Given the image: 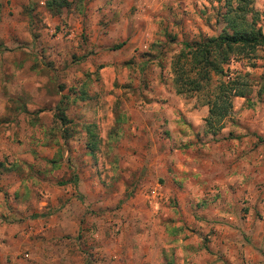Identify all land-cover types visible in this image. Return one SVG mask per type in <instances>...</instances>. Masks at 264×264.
Here are the masks:
<instances>
[{
	"label": "rangeland",
	"instance_id": "1",
	"mask_svg": "<svg viewBox=\"0 0 264 264\" xmlns=\"http://www.w3.org/2000/svg\"><path fill=\"white\" fill-rule=\"evenodd\" d=\"M70 1L52 12L45 0H0V264H173L161 256L174 254L171 245L192 231L194 254L218 251L212 242L221 220L187 224L195 216L187 211L224 202L244 216V193L264 186L226 182V173L249 166L221 153L226 144L235 152L244 144L264 146V45L224 65L222 79L240 71L250 89L233 98L221 129L211 134L206 116L168 118L167 109L179 114L194 106L207 115L206 94L175 92L171 61L184 42L190 53L204 39L230 32L233 20L224 16L235 0ZM253 7L264 33V0H253ZM219 81L212 74L206 87ZM157 101L165 108L156 129L155 119L140 114ZM174 119L171 133L164 127ZM177 126L192 133L180 134ZM191 142L194 172L207 178L195 183L203 193L198 200L174 192L187 186L177 178L183 158L193 154ZM207 143L215 145L209 152ZM212 151L219 156L207 163Z\"/></svg>",
	"mask_w": 264,
	"mask_h": 264
},
{
	"label": "crops",
	"instance_id": "2",
	"mask_svg": "<svg viewBox=\"0 0 264 264\" xmlns=\"http://www.w3.org/2000/svg\"><path fill=\"white\" fill-rule=\"evenodd\" d=\"M151 107L150 111H145L144 115L140 114L141 116L146 118H152L155 119L156 122L153 123V120L151 121L153 124L150 126L160 127V119L159 117H162V113H164L165 104L164 101L160 102ZM154 104V102H153ZM182 106V104L180 105ZM176 109L174 111L167 109L168 118H185L188 120H191L194 118V120H197L198 118H201L202 116L205 117L206 110L204 106H194L192 109H185L183 111L180 110L181 113H176ZM139 113V112H138ZM201 116V117H200ZM174 119L173 121L169 122L164 128L168 129L169 132L172 133L171 128L175 126ZM193 120V119H192ZM150 122V120L148 121ZM195 122V121H194ZM139 123V121L137 122ZM144 123V122H142ZM156 123H158L156 125ZM180 124V123H179ZM140 127V125H138ZM146 128H150L149 125H145ZM142 127V126H141ZM177 132L180 134L188 133L190 130L185 129L184 126H177ZM154 130V129H152ZM168 131L164 130V133H167ZM174 133V132H173ZM176 133V132H175ZM192 133L191 131L189 132ZM191 136V135H190ZM191 146H189V149L192 150L193 154L190 158H183L189 164V162L192 163L191 167L186 166L185 162L182 163L183 170L179 174L180 178H177L182 184H186V187H179L176 188L174 192H176L177 196H184L189 195L191 199L198 200L200 195L203 194L200 189H197L196 182H203L207 178L203 174H198L197 172H194V142H191ZM214 144H212V147H209L207 143L206 152H209L213 149ZM234 144H226L225 148L221 149V153L223 154V157H226L227 161L232 160H239L240 164L249 166V168L246 170V172H232V173H226L224 175V180L227 182L231 181H239V182H264V146L261 143H255L251 145H240L237 148V151L235 152ZM216 152H220L217 151ZM218 153H215L212 151V153H209L206 155L207 163H211V161H215L216 159L214 157H218ZM208 165V164H204ZM186 166V167H185ZM190 169H188V168ZM214 170V168H212ZM168 174V173H167ZM198 174V175H196ZM211 178H215L216 175L214 172L210 173ZM176 180V179H174ZM245 184L243 185L244 188ZM260 190L255 191V189H250L249 192L244 193L245 199H247L249 202V208L243 213L244 216H242V213L239 210H236L232 212L233 210L228 211V209L223 205V203L219 204L218 208H215L214 205L212 206H202L196 208L191 206L188 208V213H194L195 216L188 217L185 222L187 224L189 221H193L196 226H199L203 224V219H209V218H217L221 220L220 223L217 224V230L219 233L218 239L213 241L212 244H217V249H209L207 251V248L203 251L201 250V253L194 254V233L192 232H183L178 237V241L173 243L171 246H175L176 252L174 254L168 253L163 254L161 256L163 259L161 261H168L173 262V264H261L262 258L264 255L261 253V249L264 246V222L260 220V215H263L264 217V186L260 187ZM200 190V191H199ZM262 190V191H261ZM226 192H236L235 190L231 189L230 187H227ZM224 193V192H223ZM209 195V193H206V197ZM228 195L225 193L223 195V199H225ZM209 197V196H208ZM181 211V210H180ZM179 211V212H180ZM183 212V211H181ZM234 216L232 217L231 214ZM180 214V213H179ZM180 216H178L179 218ZM177 219V218H176ZM181 220V219H180ZM180 220H176V223L174 225L176 226H182L184 222H180ZM167 225V224H165ZM194 226V225H193ZM170 230V228H168ZM172 230V229H171ZM194 230V229H193ZM173 232V231H172ZM238 233V237H234L231 234ZM193 234V238H184L183 236H186L185 234ZM243 234V237L240 235ZM248 236V237H246ZM185 239V240H184ZM208 246V245H207ZM236 247H238L240 256H237Z\"/></svg>",
	"mask_w": 264,
	"mask_h": 264
},
{
	"label": "trees",
	"instance_id": "3",
	"mask_svg": "<svg viewBox=\"0 0 264 264\" xmlns=\"http://www.w3.org/2000/svg\"><path fill=\"white\" fill-rule=\"evenodd\" d=\"M236 5L228 4L232 14L225 15V21L230 22V32L224 31L215 37H208L197 43L192 51L189 43L184 42L183 48L171 61L172 82L177 94L196 91L206 94L202 105L207 106V115L204 118L206 132L216 134L222 127L224 118L233 108L234 97H245L249 93L246 81L241 80V72L235 71L232 77L222 79L227 64L233 56L253 57L256 49L264 45V33L257 25L258 14L253 7V0H235ZM70 0H45V6L52 12H59L69 7ZM123 42L117 43L115 48ZM190 65L189 68L186 66ZM220 78L213 89H209L211 75ZM244 77V76H242ZM61 113L58 118L66 121ZM63 122V123H64ZM87 134L93 136L90 128ZM92 143H90V146Z\"/></svg>",
	"mask_w": 264,
	"mask_h": 264
},
{
	"label": "built area",
	"instance_id": "4",
	"mask_svg": "<svg viewBox=\"0 0 264 264\" xmlns=\"http://www.w3.org/2000/svg\"><path fill=\"white\" fill-rule=\"evenodd\" d=\"M157 193H156V189H151L150 191H149V194H148V196L152 199V198H155V195H156Z\"/></svg>",
	"mask_w": 264,
	"mask_h": 264
}]
</instances>
